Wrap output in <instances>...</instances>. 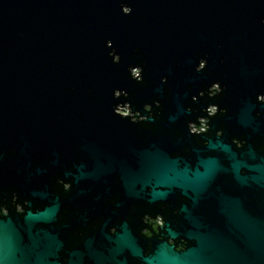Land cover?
<instances>
[{
	"label": "water",
	"instance_id": "1",
	"mask_svg": "<svg viewBox=\"0 0 264 264\" xmlns=\"http://www.w3.org/2000/svg\"><path fill=\"white\" fill-rule=\"evenodd\" d=\"M0 264H264V0H0Z\"/></svg>",
	"mask_w": 264,
	"mask_h": 264
},
{
	"label": "flooded vegetation",
	"instance_id": "2",
	"mask_svg": "<svg viewBox=\"0 0 264 264\" xmlns=\"http://www.w3.org/2000/svg\"><path fill=\"white\" fill-rule=\"evenodd\" d=\"M119 112V111H118ZM119 113H121V112H119ZM122 114H125V113H122ZM191 129H194V126H191ZM156 220H155V222L157 223V224H160L161 222H160V220H158V219H160L158 216H156ZM112 231L113 230V227H110L109 228V231ZM168 241H170V239H168Z\"/></svg>",
	"mask_w": 264,
	"mask_h": 264
},
{
	"label": "rangeland",
	"instance_id": "3",
	"mask_svg": "<svg viewBox=\"0 0 264 264\" xmlns=\"http://www.w3.org/2000/svg\"><path fill=\"white\" fill-rule=\"evenodd\" d=\"M133 73H135V71H133ZM209 109H210V111H213L212 107H210ZM117 111L124 113V112H127V108L121 107V108H118Z\"/></svg>",
	"mask_w": 264,
	"mask_h": 264
},
{
	"label": "bare ground",
	"instance_id": "4",
	"mask_svg": "<svg viewBox=\"0 0 264 264\" xmlns=\"http://www.w3.org/2000/svg\"><path fill=\"white\" fill-rule=\"evenodd\" d=\"M121 107H126V105L125 106H123V105H118L117 107H116V110L118 109V108H121ZM127 108V107H126ZM122 113V112H121ZM125 114L126 113H128V111L127 112H124Z\"/></svg>",
	"mask_w": 264,
	"mask_h": 264
}]
</instances>
